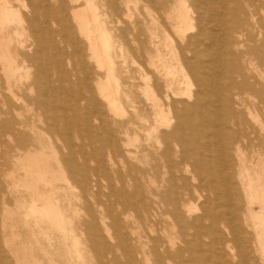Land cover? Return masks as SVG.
Masks as SVG:
<instances>
[{"label":"bare ground","instance_id":"1","mask_svg":"<svg viewBox=\"0 0 264 264\" xmlns=\"http://www.w3.org/2000/svg\"><path fill=\"white\" fill-rule=\"evenodd\" d=\"M108 3L0 0V264H264V0H148L142 101L114 66L140 28ZM103 182L114 204L94 212Z\"/></svg>","mask_w":264,"mask_h":264},{"label":"rangeland","instance_id":"2","mask_svg":"<svg viewBox=\"0 0 264 264\" xmlns=\"http://www.w3.org/2000/svg\"><path fill=\"white\" fill-rule=\"evenodd\" d=\"M107 1L109 2L108 4H114L115 6H117L119 8L118 13L114 14V16L112 17L113 19L117 18L119 20L124 21L125 23H128V25H129L132 23V20L130 21V20L126 19L124 17V14L126 12L130 11L132 13V19H134V23H136L137 26L140 28V31L142 34L140 36V41H139L140 45L137 42L132 41L130 38H129V42L126 45L127 49L130 52L129 57H128L130 60L127 58V60L124 64L123 62L125 60L119 57L116 59V62H115L116 65H114V66L117 67V71L120 73V75H121V73L122 74L124 73L125 68L130 71V74L133 76L130 83L135 84V86L133 87V89H134L133 90V96L135 97L136 101H139V100L142 101L143 96H141V94L138 91L139 86L141 85V80H139L140 69L143 65L145 66V68H147V66H146L147 61H148L147 51L148 50L153 51L152 46L149 42V34L147 32V26L151 20L150 16H149V11H154V12H159V11L153 9V6L150 5V3H148V0L145 2H139L138 4H134L135 0H107ZM126 2L128 4V6H126V4H125ZM135 5H136V7H135ZM169 7H170V5L166 6L165 10H168ZM154 14H156V13H154ZM133 42H135V43H133ZM137 47H140V48L138 49ZM139 54H140V56H139ZM130 63H132V64H130ZM147 70L150 71L149 73L151 76L153 75V79H154V76L156 74L153 73V70L150 67H148ZM140 98H142V99H140ZM123 108L125 111V113H123V115L125 114L124 120L130 119L131 124L133 123L132 127H135L134 129L131 130V132L133 130H135V131L137 130L136 133L138 134V140H137L138 142L137 141H135V142L136 143L142 142L141 140L145 136L138 129L139 125H141V121H140L139 117L136 115L135 111H133L132 109H130V107H128L126 101L123 102ZM126 114H127V117H126ZM109 115L110 116L107 118L108 123L105 124L106 129H111V130H114L116 132L119 130H122L123 128L121 127L120 123L116 124V126L113 123V119L114 120H121L123 118V117H121L122 115L116 116V118H113L114 116L112 114H109ZM152 116H153V114H151L149 118H152ZM96 126H98L97 122L96 123L93 122V127H96ZM98 132L100 133V135L101 134L103 135V133H104L103 129H99ZM84 136L86 138L87 134L84 133ZM83 142L85 143V146L88 145L87 139H84ZM102 145H103V142L102 143H100V142L93 143V146L97 147V148H102ZM17 157H18V152L16 150V146L13 144H10L9 148L6 150V153H5V155H3V159H2L7 164V169H10L14 166V163H15L14 159H16ZM104 158H105V156H104ZM90 164L94 165L95 163L90 162ZM108 173H109L108 176L112 180L113 179V173L109 169H108ZM103 174L104 173H99V176H102ZM9 183H11V182L6 181V179H5L4 188ZM101 183H102V181H101ZM105 183L106 182H103V184H102V191L100 193H98L95 198H92L89 200V204L92 205V209L94 212H96V210H97L96 205H104L105 207H107V209L112 210V207L114 204L113 198H111L109 196L108 189L104 187ZM66 189H67V195H68L69 203H70V205H72V210L74 207H76L77 209L83 210L85 204H84V198H83V191L81 189L79 182L76 180H72V183ZM11 196L9 197V200L12 201L13 198ZM114 211H115V218L121 222V226L123 227V229L125 227L126 228L125 230H127V232L132 230V222L134 219L133 218L134 215L131 214L126 209L124 210L121 206L115 207ZM124 211L126 212V214H129V216L127 217L129 219L128 221H125L123 218L122 212H124ZM71 215H72V213H71ZM83 218H84V216L81 215L80 219L82 220ZM109 222H110V220H109ZM74 227L76 228L75 233L77 234L79 232V229L81 228L77 219L75 220ZM16 229L20 230L19 227H16ZM25 233H26L25 230H23L22 234H25ZM22 234H21V236H22ZM78 239H79L78 241L80 242L78 247H79V249L82 250V254H83L84 258L88 259L90 253L85 248L84 236L78 235ZM111 244H112V242H111ZM74 254L77 256V252H74ZM54 258H56L57 260L59 259V257H55V256H54ZM121 260H123V259H121ZM226 261L229 264H241V263H238L237 260H234L230 255L227 256ZM216 263L217 262L213 259V257H209V259L204 264H216ZM42 264H47L45 259L42 261Z\"/></svg>","mask_w":264,"mask_h":264}]
</instances>
